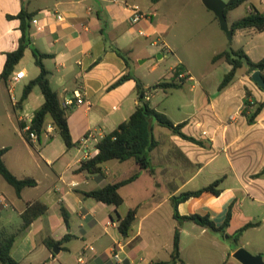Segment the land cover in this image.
I'll use <instances>...</instances> for the list:
<instances>
[{
    "label": "crops",
    "instance_id": "obj_1",
    "mask_svg": "<svg viewBox=\"0 0 264 264\" xmlns=\"http://www.w3.org/2000/svg\"><path fill=\"white\" fill-rule=\"evenodd\" d=\"M161 1L0 0V76L7 53L20 45L21 21L16 16L25 10L43 26L39 31L30 21L31 46L25 55L28 51L33 54L32 48L49 54L43 63L51 87L63 107L69 98L76 104L68 108L73 147L66 146L50 117L46 127L52 130L45 129L41 139L33 141L25 136L23 126L45 101L40 87L35 86L22 102L24 88L40 74L34 56L29 70L21 60L8 81L0 79V148H8L3 159L16 177L36 181L35 186L22 191L21 197L14 190L9 198L3 191L7 186L0 175V218L2 208L11 205L17 216L10 217L18 222L2 229L16 232L23 224L22 214L28 204L38 201L47 206V211L16 239L12 256L20 264L170 261L177 228L181 230L177 264H241L233 257L240 248L264 257V107L252 124L242 114L246 92L251 94L250 100L264 103V91L253 82V73H248L246 65L237 71L230 85L219 91L222 78L232 68L225 59L213 62V57L226 51L229 45L220 34L210 69L195 74L184 62L179 63L186 76L183 85L169 89L154 87L146 97L153 108L166 114L175 125L184 124L183 133L201 141V145L153 121V133L159 142L151 152L153 172L141 169L133 159L107 161L102 165V174L80 171L82 163L98 153L97 142L128 120L138 105L134 79L115 88H110L111 85L131 73L146 90H151L141 66L161 54L150 68V74H154L160 70L167 53L173 52L165 39L168 26L159 19ZM245 3L243 16L230 17V12L227 13L229 25L252 10L264 13V0ZM135 9L145 17L137 20ZM57 12L64 15V21L57 20ZM215 23L212 18V24ZM232 45L235 50L243 49L254 62L264 60V31L239 29L234 33ZM114 48L123 52L128 64ZM175 67L170 68L169 79L159 80L156 86L163 81L179 82L174 75ZM20 72L23 77L13 82ZM214 74L216 77L210 79ZM77 93L84 104L77 105ZM161 93L164 101L153 106V98ZM137 172L140 176L135 181L120 188L124 203L119 208L84 195ZM217 180H221L219 195L206 192L192 197L179 204L178 211L181 216L209 215L221 226L231 209L232 219L225 235L174 218L173 196L201 189ZM62 207L68 214V223ZM130 210H136V219L129 235L123 236L118 230L117 216L124 217ZM248 223L256 225L247 229L233 246L228 241L230 236ZM67 236L71 237L65 240ZM48 238L58 242L57 253L55 246L50 250L45 245ZM114 249L120 261L112 257Z\"/></svg>",
    "mask_w": 264,
    "mask_h": 264
},
{
    "label": "trees",
    "instance_id": "obj_2",
    "mask_svg": "<svg viewBox=\"0 0 264 264\" xmlns=\"http://www.w3.org/2000/svg\"><path fill=\"white\" fill-rule=\"evenodd\" d=\"M159 1L160 0H152L153 3H158ZM246 1L248 0H229L227 2L225 14L227 15L229 11L238 8ZM32 17L33 15L27 13L25 10H22V12L16 16V18L20 19L21 21L22 38L18 49L7 53L4 70L0 76V79L2 80L8 81L12 77L16 66L24 58L26 49L31 46L29 31ZM230 27L234 33L239 29L248 28H254L256 31L262 32L264 31V13H260L258 10H252L245 17L234 21ZM113 51L122 57L128 64V58L125 57L121 50L114 48ZM32 52L35 58V63L40 68V74L24 88L22 102L27 100L35 86L40 87L45 98L43 105L34 114L32 130L35 131L38 138L41 139L46 129L47 118L50 117L53 121L56 131L63 138L66 146L71 148L75 145V143L73 141L68 124V115L70 110L61 105L58 93L51 87L48 78L49 73L43 63V60L50 57V55L41 53L35 48H32ZM221 59H225V61H227L232 68L224 76L219 86V91L223 90L233 82L237 71L244 65L248 67L249 74H252L255 71H260L264 77V60L259 62L252 61L243 49L235 50L230 46L229 50L215 55L213 57V62L215 63ZM173 71L179 82H176L175 80L170 82L163 81L155 87L169 89L182 86L183 82L185 81V77L180 78L179 76L185 72L184 67L182 65H177ZM129 79H134L137 83L138 105L135 111L128 120L121 123L114 131L108 133L97 142L96 147L98 149V153L92 158L84 161L80 167V171L86 170L91 174H102V165L107 161L118 160L124 162L133 159L141 169H149L150 172H153L151 152L159 145V142L156 140L153 133V121L157 122L163 127L169 128L174 134L182 137L183 139L196 144H202L201 141L183 133L182 128L184 124L175 125L166 114L156 110L151 106L150 102L146 99L148 91L151 90H146L141 80L133 74L126 73L122 75L111 85L110 88L118 87ZM250 98L251 94L247 91L246 97L244 99L242 114L246 116L248 123L252 124L255 122L256 117L263 109L264 103L250 100ZM25 136L28 138L27 134H25ZM7 151L8 148H0V175L10 186L14 188L16 195L21 197L22 191L27 187L35 186L36 181L33 178L20 179L9 170L3 159ZM139 176L140 172H137L128 179L114 184H108L100 189L86 192L84 195L95 199L98 202H102L107 205H113L116 208H119L124 203V199L119 193L120 188L132 183ZM220 183L221 180H217L201 189L187 191L181 193L180 195L173 196L172 203L174 208V218L180 223L183 221H192L200 226L208 228L213 232L225 235L232 219L231 209L228 211L227 217L221 226H217L209 215L190 214L187 216H181L178 211L179 204L188 201L192 197H199L206 192L219 195L221 192L218 190ZM46 211L47 206L41 202L36 201L34 203L28 204V207L22 214L23 224L16 232H12L7 228L0 230V264H20L12 256V249L16 239ZM61 211L66 223H68V214L65 208L62 207ZM117 219L119 222V232L123 236H128L130 229L132 228V225L136 219V210H130L124 217L117 216ZM255 225V223H248L244 225L238 229L234 235L230 236V238L237 242L247 229ZM180 233V228H177L174 234L171 260L155 262L152 264H177L180 259ZM70 237L71 236H67L65 240L70 239ZM44 243L50 250L56 244H58V242L50 238L45 239Z\"/></svg>",
    "mask_w": 264,
    "mask_h": 264
},
{
    "label": "rangeland",
    "instance_id": "obj_3",
    "mask_svg": "<svg viewBox=\"0 0 264 264\" xmlns=\"http://www.w3.org/2000/svg\"><path fill=\"white\" fill-rule=\"evenodd\" d=\"M246 4L229 11V16H243ZM212 18H215V24H212ZM159 19H162L168 26L165 39L173 52L167 53L166 59L161 63L160 70L154 74H150V68L154 62H157L158 54L153 58V62H147L141 66L140 71L147 76L146 82L149 83L151 92H153V88L159 80L169 79L170 68L175 67L179 63L184 62L195 74H200L210 69L213 53L218 48V34L228 42L225 33L220 29L218 19H216L212 11L204 6L202 0H162L159 5ZM160 45L162 44L160 43ZM231 47L234 48L235 45H231ZM229 49L230 46L228 45L227 50ZM32 56L33 54L28 51L22 59L23 67L27 70L32 66ZM133 67L135 68L134 64ZM214 77H216L215 74L210 76V79ZM162 94L153 98V106L161 105L165 99ZM16 137L19 138V136ZM1 180L7 186V189L3 190L4 193L10 198L14 189L5 183L3 179ZM16 214L11 205L3 207L2 217L0 218V230L2 227L18 223L10 217L17 216ZM165 239L166 237L162 238L163 242H165ZM228 241L233 246L236 245L233 239Z\"/></svg>",
    "mask_w": 264,
    "mask_h": 264
},
{
    "label": "water",
    "instance_id": "obj_4",
    "mask_svg": "<svg viewBox=\"0 0 264 264\" xmlns=\"http://www.w3.org/2000/svg\"><path fill=\"white\" fill-rule=\"evenodd\" d=\"M204 6L212 11L219 21L221 30L225 33L228 44L231 46L233 42L234 32L231 29L225 10L227 8V2L224 0H202ZM158 57H162L159 54ZM253 82L257 84L264 91V77L260 71H255L251 76ZM228 237V236H226ZM59 248L55 246L54 252L57 253ZM233 257L241 264H264V257L262 255H254L245 248L238 249Z\"/></svg>",
    "mask_w": 264,
    "mask_h": 264
},
{
    "label": "built area",
    "instance_id": "obj_5",
    "mask_svg": "<svg viewBox=\"0 0 264 264\" xmlns=\"http://www.w3.org/2000/svg\"><path fill=\"white\" fill-rule=\"evenodd\" d=\"M113 1H117V0H113ZM135 16H136V19H137V20L142 19V18L145 17L144 14H143V13H140V11H139L138 9H135ZM56 18H57V20H59V21H64V20H65V17H64V15H63L61 12H57V13H56ZM32 22H33V24L37 25V29H38L39 31H42V30H43V26H41V24H40V22H39L38 19H33ZM22 77H23V73L20 72V73L16 74V75L13 77L12 81H13V82H17V81H19ZM179 77H180V78H184V77H186V76H185L184 74H181ZM76 98H78V100H77V105H81V104H84V103H85L84 100H83V98H82V96H81L79 93H77ZM75 105H76L75 102H74L71 98H69V99H67V100L65 101L64 107H65V108H69V107H74ZM32 122H33V118H28V119L26 120V124L23 126V131H24L25 134H27V136H28V138H29L30 140H33V141H34V140H37L38 136H37L36 132L32 130ZM46 130H47V131H51L52 128H51L50 126H47V127H46ZM84 139L87 140V138H84ZM118 248H119V245H118ZM112 257H113L116 261H120V255H119V253L117 252L116 249H114V250L112 251Z\"/></svg>",
    "mask_w": 264,
    "mask_h": 264
}]
</instances>
